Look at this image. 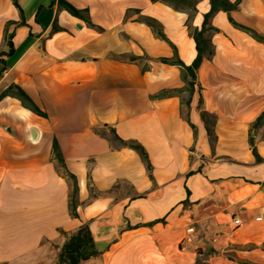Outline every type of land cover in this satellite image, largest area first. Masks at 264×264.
<instances>
[{"label": "crops", "instance_id": "0c3cea01", "mask_svg": "<svg viewBox=\"0 0 264 264\" xmlns=\"http://www.w3.org/2000/svg\"><path fill=\"white\" fill-rule=\"evenodd\" d=\"M66 1L92 25L57 0H0V95L18 85L45 113L0 97V264H57L82 223L98 253L79 264H264V0L211 16L213 54L188 107L186 91L159 95L184 82L157 60L173 49L145 19L190 64L187 24L202 26L209 0ZM118 138L138 142L150 170ZM54 140L76 177L77 217Z\"/></svg>", "mask_w": 264, "mask_h": 264}, {"label": "trees", "instance_id": "16d2710c", "mask_svg": "<svg viewBox=\"0 0 264 264\" xmlns=\"http://www.w3.org/2000/svg\"><path fill=\"white\" fill-rule=\"evenodd\" d=\"M167 2H177L176 0H164ZM183 1V0H181ZM180 1V2H181ZM240 0H235L233 3L229 2L228 0H209L210 2V8L207 13L203 15V22L202 26L200 28H192L190 25L187 24L188 32L193 38L195 42V48H196V56L194 60L190 64H185L181 59H179L176 51V47L167 39V37L164 35L162 32L160 25L153 19L147 18L145 19V22L151 26L156 33L158 37L161 39L165 40L168 42L172 49H173V56L171 57H159L157 58L158 61L162 63H167V64H172L176 65L180 69V74H181V79L184 82V86L180 89H171V90H164L159 95H166L171 92H182L186 91L187 96L181 98V104L185 105L186 107L189 106L190 102V96L192 95L194 91V85H195V80H196V71L203 61V59H209L212 54H213V47L210 41V34L212 31L216 30L209 24V20L211 16L218 10H223L227 13H229L230 10L234 9L237 4L239 3ZM15 3V0H13ZM186 2V0H184ZM57 3L60 7L65 9L67 12H69L71 15L74 17H77L79 19L84 20L87 24L92 23L89 21L87 17V10L86 9H78L75 6H73L71 3H69L66 0H57ZM229 21L234 25L239 27L240 29L245 30L249 34H251L255 39L257 40H263V38L258 35L255 31L239 25L236 23L230 15L228 16ZM23 23V21H21ZM53 29H57L56 25L53 26ZM7 46H8V52L9 53L12 50V43L10 41V35H7ZM2 55V52H0V56ZM126 58L130 60H135L139 57L133 56V55H128ZM5 68V64L3 63L2 59L0 58V73L3 71ZM10 95L13 97H16L21 104L28 108L29 110L35 112L38 115L45 116V113L39 109V107L31 100L29 95L18 85L12 84L9 85L0 95ZM201 101V100H200ZM201 116L203 119L206 121V130L209 134L212 133L211 130V124H212V116L207 114L205 111H201ZM264 119V112L261 113L254 125L260 124ZM118 140L124 144L127 145L131 148H134L138 150L143 158L145 159L146 162V167L148 170H150V164L147 159L146 152L144 148L136 141H131V140H123L118 138ZM249 142L252 146V151L256 157L257 161L262 160L261 157L257 154L256 148L253 144L252 138L249 139ZM52 157L54 160L57 161L60 167L64 169L65 175L71 180V190L68 195V208H69V213L73 217H77V181L76 177L74 174L69 172L65 168V164L63 161V157L61 154L60 147L57 143L56 140L53 141L52 143ZM190 173V172H189ZM98 253V249L96 247V244L92 238V235L89 231L88 224L87 223H82L80 226L72 233L67 235L65 242L63 243L58 255H57V264H79L80 261L88 259L89 257H92Z\"/></svg>", "mask_w": 264, "mask_h": 264}, {"label": "built area", "instance_id": "2783aa9c", "mask_svg": "<svg viewBox=\"0 0 264 264\" xmlns=\"http://www.w3.org/2000/svg\"><path fill=\"white\" fill-rule=\"evenodd\" d=\"M4 72L5 71L3 70V73ZM233 222H234L235 226H238L240 224V219L236 217V218H234Z\"/></svg>", "mask_w": 264, "mask_h": 264}]
</instances>
